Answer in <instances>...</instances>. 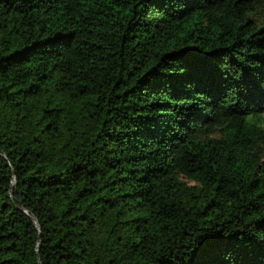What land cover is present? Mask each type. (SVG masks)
I'll return each instance as SVG.
<instances>
[{"label":"trees","instance_id":"1","mask_svg":"<svg viewBox=\"0 0 264 264\" xmlns=\"http://www.w3.org/2000/svg\"><path fill=\"white\" fill-rule=\"evenodd\" d=\"M261 67L264 0H0V264H264Z\"/></svg>","mask_w":264,"mask_h":264},{"label":"snow or ice","instance_id":"2","mask_svg":"<svg viewBox=\"0 0 264 264\" xmlns=\"http://www.w3.org/2000/svg\"><path fill=\"white\" fill-rule=\"evenodd\" d=\"M236 71V68H224L219 72L218 78L214 81V85L221 89H229L232 85L236 87H258L261 91H264V67L257 69L259 75H255L252 70L248 72L242 73L239 76H233L232 73ZM228 79L232 80V84L228 83ZM193 91V103L196 101L203 99V97L195 96V92H204L206 95H212V91L210 87L207 86H197L192 89ZM208 101L206 100L205 103ZM191 118L195 119V112L191 114Z\"/></svg>","mask_w":264,"mask_h":264}]
</instances>
